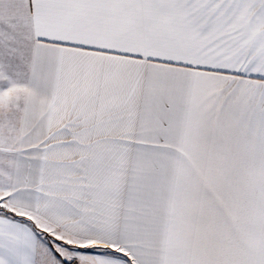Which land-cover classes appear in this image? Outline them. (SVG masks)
I'll return each mask as SVG.
<instances>
[{"label": "snow or ice", "instance_id": "1", "mask_svg": "<svg viewBox=\"0 0 264 264\" xmlns=\"http://www.w3.org/2000/svg\"><path fill=\"white\" fill-rule=\"evenodd\" d=\"M0 264H264V0H0Z\"/></svg>", "mask_w": 264, "mask_h": 264}]
</instances>
